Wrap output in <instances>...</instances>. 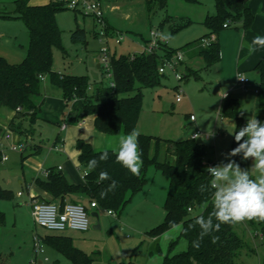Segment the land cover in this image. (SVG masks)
<instances>
[{"label": "rangeland", "instance_id": "rangeland-1", "mask_svg": "<svg viewBox=\"0 0 264 264\" xmlns=\"http://www.w3.org/2000/svg\"><path fill=\"white\" fill-rule=\"evenodd\" d=\"M15 1L0 0V56L10 64H19L24 59L29 40L22 21L1 17L13 15ZM98 1L104 10L103 31L106 37L100 36L102 27L99 23H93L83 13L67 9L66 0H29L30 6H43L50 2L64 3L65 9L56 14L62 50H53L52 71L70 76H86L92 85L89 94L95 84H101L103 87H110L111 84V77L101 64V68H97L96 61H100L102 46H106L110 56L116 58L121 55H137L142 53L143 40L149 39L150 31H156L169 33L171 39L167 46L178 50L205 35L207 30L202 21L207 14H215L213 0H199L198 4L167 0L164 10L154 8L149 13L145 0ZM163 21L166 23L160 27ZM187 21L192 24L182 30L172 33L168 28L173 23L177 29ZM77 28L86 29L85 43L71 42V33ZM88 30H92L97 36ZM235 30L233 27L222 30L219 37L225 36V32ZM186 63L192 69L199 70V78L191 77L185 83L177 82L174 76L168 73L160 86L142 89V108L135 130L153 138L149 148L151 156L155 152L156 139L162 142L189 140L191 134L200 129L203 134L201 140L206 146V159H210L214 166L227 163L229 159L234 160L228 157L227 153L230 152L235 123L232 119L221 117L220 98L217 97L213 86L207 83L208 74L200 71L203 67L202 60L198 57L187 58ZM247 77L250 79L247 91H242L237 86L239 90L230 94L238 99L239 116L246 120L249 117H259L263 110L259 95L254 94V89H258L257 74L251 70ZM174 86H179V90L175 91ZM227 89L229 88H222L221 93L228 92ZM177 96L181 98L179 103L176 102ZM41 99L44 100V105L38 117L31 123L26 121L22 124L23 129L27 130L25 137L20 139L21 144L25 146L22 153L10 150L11 146L18 144L16 134L5 131L2 135L9 133L10 138L0 137V157L6 158L5 161L0 159V188L13 193L12 200L0 201V211L5 216L4 224L0 226V264H30L35 257L42 260V264L53 263L55 253L43 243L42 238L63 233H50L34 224L28 203L29 193L34 191L33 182L36 179L44 180L45 172L49 169L57 171L60 167L68 181L81 183L83 170L76 166L73 156L76 152V141L82 139L89 142L96 151L114 150L118 148L120 136L126 135L100 133L94 128L91 118L85 119L83 129L79 128L77 123L63 121L62 89L52 84L49 75L41 78L40 96L37 101ZM81 108L82 101L73 99L68 103L66 110L78 111ZM10 112L7 108L0 109V127L7 125ZM189 115L196 118V123L189 122ZM63 123L66 124L64 130L61 129ZM206 135H209V138H206ZM35 146H38V150ZM158 157L160 161L165 159L164 143L159 145ZM167 160L172 161V158L167 157ZM252 165L253 160L249 158L243 166L255 179L258 173L253 170ZM145 178L148 184L144 191L134 197L121 214L113 212L115 215H109L106 210L97 208L96 219L90 216L92 210L88 208V203L82 202L89 216V230L84 233H64L73 238L76 248L94 259L93 264H145L149 259L148 252L152 242L147 234L163 221L162 205L168 180L153 169L146 172ZM28 186L29 193L26 191ZM17 193H21L22 197L18 198ZM48 201L58 203L50 199ZM199 212L200 210H195L192 215ZM97 223L100 229L94 230L93 226ZM174 230L175 232L171 231L158 240L163 251L168 252L170 242L178 238L176 229ZM255 231L245 222L235 224L234 233L246 244L236 255V264H261L259 259L264 256V243L260 237L254 235ZM37 239L40 240L38 246L42 253L35 252ZM185 250L186 242L181 239L174 245L170 255ZM156 257L157 255H153V260ZM44 258H47V261ZM62 263H66L65 260H62Z\"/></svg>", "mask_w": 264, "mask_h": 264}, {"label": "trees", "instance_id": "trees-1", "mask_svg": "<svg viewBox=\"0 0 264 264\" xmlns=\"http://www.w3.org/2000/svg\"><path fill=\"white\" fill-rule=\"evenodd\" d=\"M183 1L187 4L199 3V0ZM213 2L215 14L207 15L202 21V25L207 30L205 35L178 50L170 49L167 44H159L158 50L152 54H128L117 58L109 55L113 88L95 84L92 93L89 94L92 85L86 76H70L52 71L53 50H62L61 32L56 24V14L65 9L64 3L50 2L43 6H30L29 0H16L13 15L1 17L22 21L29 40L26 56L19 64H10L0 56V109L7 108L15 112L7 129L23 135L24 131L21 129L23 122L31 123L38 117L43 105V99L37 101L40 96L41 77L49 75L52 84L62 89L63 100L66 103L73 99L82 101V108L78 113L67 114L68 121L76 122L92 116L96 131L108 135L122 133L127 135L135 129L137 124L142 108V89L156 88L165 78L158 73V67L163 58L182 51L188 59L200 58L203 63L200 71L207 70L220 60L217 38L222 30L233 27L245 31L251 27L254 16L248 5L249 0H213ZM145 6L148 13L154 8L164 10L167 0H145ZM88 17L96 23L92 16ZM165 23L163 21L160 27H163ZM190 24L192 22L187 21L175 29L172 23L168 28L173 33ZM88 31L97 36L92 30ZM86 32L84 28H77L71 33V42L85 43ZM211 37H214L215 41L207 47H202V40ZM147 40H143V43H147ZM183 66V77L180 82H185L191 77L199 78V70L189 67L185 60ZM253 71L258 77L259 103L263 108L257 119L264 122V56ZM178 88L179 86L174 89ZM221 117L234 121V132L245 126L247 122L239 116L238 100L231 97L223 100ZM3 133V129L0 128V137ZM152 140L150 136L139 135V148L143 160L139 175H133L117 163L114 151L107 150L108 159L100 161V154L105 150L95 151L89 143L78 139L75 149L78 151L77 161L83 172L86 173L91 159L98 161V166L83 176V183L72 184L60 171L49 169L45 179H36L33 182L34 186L60 205L67 202H79L72 199L66 201L67 197H75L95 201L99 209L121 214L133 197L144 189L147 184L146 172L153 169L167 178L168 185L163 203V221L150 229L147 235L157 238L173 228L171 226L173 222L181 226L178 238L170 242L168 252L161 264H236L235 257L246 244L234 233L235 225L221 224L219 230L203 238L199 248L193 246V241L197 240L201 231L199 225L195 224V219L201 215L207 218L213 211L212 190L210 188H206L205 191L200 190L201 185H210L212 179L207 171L211 161L206 159L205 144H197L196 140L191 139L179 142H162L156 139L155 152L151 156L149 148ZM161 143L165 144L163 161H160L158 157V148ZM235 147L237 142L233 134L230 151ZM167 157L172 158V161H168ZM232 158L243 165L246 163L241 155ZM101 172H107L110 179L98 182ZM112 180L117 182L116 188L107 191V195L102 198L101 193L109 188ZM12 199L11 191L0 188V201ZM195 210L200 212L192 215ZM4 222L5 216L0 211V226ZM213 223H216L215 219ZM245 223L256 230L254 235L260 237L261 242L264 243V222L253 220L245 221ZM213 238H216L215 241ZM181 239L186 242V250L170 255L174 245ZM42 241L64 255L70 264H93V258L75 248L71 239L66 236L48 235L42 238ZM261 264H264V256L261 258Z\"/></svg>", "mask_w": 264, "mask_h": 264}, {"label": "clouds", "instance_id": "clouds-1", "mask_svg": "<svg viewBox=\"0 0 264 264\" xmlns=\"http://www.w3.org/2000/svg\"><path fill=\"white\" fill-rule=\"evenodd\" d=\"M156 35L167 43L171 35L167 32H157ZM264 46V36H257L249 45V51H255V46ZM237 142V147L227 153L228 157L241 155L242 159L253 160L252 168L258 173L255 179L250 176L249 171L242 169L240 165L232 159L227 163H220L216 166L207 167L211 176L210 185H201L200 190L206 188L212 190L213 211L207 218L203 215L195 219V224L199 225L201 231L197 240L193 241V246L199 248L203 238L213 231L220 229L221 224H238L245 221L264 222V122L255 117H249L245 126L232 133ZM139 132L133 129L127 135L119 138L116 153V161L133 175H139L143 165L142 153L139 148ZM193 139L203 138L200 133L192 136ZM108 151L100 154L99 160L106 161ZM98 166L96 159L88 162L86 173L91 172ZM83 178V177H82ZM110 179L107 172H101L98 182ZM117 182L111 181L109 188L101 193V197L107 195V191L116 188ZM215 219L216 223H213ZM173 228L180 227L174 222ZM214 241L216 238H213Z\"/></svg>", "mask_w": 264, "mask_h": 264}, {"label": "crops", "instance_id": "crops-1", "mask_svg": "<svg viewBox=\"0 0 264 264\" xmlns=\"http://www.w3.org/2000/svg\"><path fill=\"white\" fill-rule=\"evenodd\" d=\"M248 5H249V8H250V11L252 12V14L254 16V20H253V23H252L251 27L248 30H245V31L240 30V29H236L235 31L225 32L226 33L225 36H221V37L218 36L217 41H218L219 47H220V60L216 64H214L211 68H209L207 70H203V71H205L208 74L207 83L211 84L213 86V88L216 90L217 97L220 98V103L221 104L223 103L222 99H223V95L224 94H228V97H231V95H230L231 93H233L235 90H239L237 88L238 85H237V82H236L237 76L239 74H243L248 79L247 74L249 72H251V70H254V68L257 65V63L264 56V46L256 45L255 46V51H252V52L249 51V45L252 44L253 39L255 37H257V36H264V0H249ZM207 15H210V13L207 14ZM184 60L186 62V56H185ZM183 67H182V70H183ZM165 78H166V76H165ZM187 81H185V82H187ZM248 81L250 83V79H248ZM225 86H227V87H225ZM175 87H177V86H174L173 89ZM222 88H229V89H227L228 92L221 93V89ZM175 91H177V90H175ZM254 94L255 95H259V94H256L255 92H254ZM231 98L237 99L236 97H231ZM177 103H179V102H177ZM43 105H44V100H43ZM42 106H41V108H42ZM67 106H68V103H66L64 101L63 109H61V114H62L61 116L63 117V121H68L66 119V116H67L68 113L75 114V113H78L80 111V110H78V111L66 110ZM41 108H40V112H41ZM64 109H65V111H64ZM14 115H15V112L11 111L10 112V117H9L7 123H6L7 125H5L4 127H0V128L3 129L4 133H5V131H9L7 129V127H8L9 122L11 121V119L14 117ZM189 116H191V115H189ZM87 118H91L92 120L94 119L92 116H89V117H86V118H84L82 120H79V121H76V122L75 121L74 122L68 121V122L77 123V126L79 128H81V129H83L84 128L83 124L85 122V119H87ZM189 122L196 123V118L194 117V121H190V119H189ZM62 125H64V128H62ZM62 125H61V129L64 130L66 128V124L63 123ZM21 129H22V131H24L23 135H20L19 133H16V132L9 131L10 133H14V134L17 135V142L18 143H21L20 139L22 137H25V134L27 132V130L23 129V127ZM196 131H200V129H197ZM195 132H193V133H195ZM192 134H191V136H192ZM2 136H1V139L3 138ZM191 136H190V138H191ZM206 136H207L206 138H209V135H206ZM58 139H59V136H57L56 140H58ZM87 143H89V142H87ZM36 147H38V146H35V149H36ZM111 151H113V150H111ZM73 156H75L76 166L79 167V164H78V161H77V157H78V151L77 150H76L75 154H73ZM207 161H211V160L207 159ZM57 170L62 173L60 167H58ZM81 179H82V177H81ZM69 182L71 183V181H69ZM73 182L74 181H72V184H75ZM82 183H83V179H82L81 183H77V184H82ZM147 184H148V182H147ZM147 184H146V186H147ZM29 187L30 186H28L27 189H26L27 192H28ZM145 187H144V189H145ZM33 189H34L33 192H30V193L28 192L29 193V199L31 197L38 198L40 200L44 199L46 201H48L50 199V197L47 194L41 192L35 186H33ZM144 189L141 192H139L138 194H136L134 197H136L137 195L141 194L144 191ZM17 197L18 198L22 197V195L21 196L17 195ZM165 197H166V195H165ZM70 199H72L74 201L77 200L80 203L87 202L88 203V208L90 210H92V212H95V209L98 208L97 207L95 209H91L89 207V201H87L86 199H79V198H75V197H71V198L67 197L66 198L67 201H69ZM164 201H165V199H164ZM164 201H163V203H164ZM28 203H29V201H28ZM162 209H163V205H162ZM178 226H180V225H178ZM174 229H176V232H177V234L179 236L180 230H181V226L177 227V228H172V229L168 230L167 232L163 233L162 235H160L157 238H151V237L148 236V238L152 242V246L150 248V251L148 252L149 259H147L145 264H161L162 263V259L167 254L166 253L167 251H163L159 247L158 240L161 237L166 236L167 234H169L171 231L175 232ZM69 232H71V231H69ZM56 235H62V236H66V237L70 238L71 241H72V244H73V238L71 236H68L65 233L56 234ZM46 246L49 247L55 253L54 256H53L54 259H53V263L52 264H70L69 260L64 255H62L60 252H58L57 250H55L51 246H49V245H46ZM153 255H157L156 259H154V260H153ZM261 258L259 259L260 263H261ZM44 259H47V258H44ZM35 260H36L35 264H42L43 263V261L40 260V259L36 258ZM62 260H65L66 263H62Z\"/></svg>", "mask_w": 264, "mask_h": 264}, {"label": "built area", "instance_id": "built-area-1", "mask_svg": "<svg viewBox=\"0 0 264 264\" xmlns=\"http://www.w3.org/2000/svg\"><path fill=\"white\" fill-rule=\"evenodd\" d=\"M65 6L67 9L77 11L79 13H83L84 16H92L95 19L96 23H99L102 27L99 34L102 37H106L104 31H103V25H104V10L102 8L101 3L98 0H66ZM225 27V26H224ZM156 31H150L149 33V39L147 40V43H142V53L146 54H152L156 50H158L159 44H167L165 42H162L158 36L156 35ZM121 38L119 39V41ZM215 38L211 37L210 39L202 40L201 46L207 47L210 43L214 42ZM109 50L106 46H102L100 49V61L99 67L101 64V67L105 69L107 74L111 77L110 67H109ZM185 58V54L182 51L175 52L172 56L168 58H163L161 65L158 67V73L160 75L166 76L168 73H171V75L174 76V78L177 80V82H180L183 74H182V67H183V61ZM42 78V77H41ZM237 85L240 87L242 91H247L249 81L248 79L243 75L239 74L237 76ZM110 88H113V84L111 82ZM179 88L177 89V91ZM254 92L256 94L259 93L258 89H255ZM228 94L223 95V99L227 98ZM181 98L179 96L176 97V102H180ZM190 121H194V116H189ZM62 128H64V125H62ZM10 133V132H9ZM9 133L4 134L2 137L8 139L10 138ZM196 133H200L201 137L203 134L200 131H196L192 134L195 135ZM191 136V140H197L193 139ZM207 137V136H206ZM13 152H19L22 153L25 150V146L21 143H18L16 145L11 146L10 148ZM2 161H5V157H1ZM209 166H214V163H209ZM45 176H47V172H45ZM85 176V172H83L82 177ZM83 179V178H82ZM18 196H21V193L17 194ZM29 206L31 208V216L33 218V222L36 226L39 228L44 229L47 232H54V233H64L66 231H72V232H78V233H84L89 230V216L87 213L86 208L82 203L79 202H67L63 205H60L58 203H51L46 202L43 200H40L38 198L31 197L29 199ZM89 207L91 209L97 208V204L95 201H89ZM109 215H115L111 211H107ZM37 244L35 245L37 248L35 249L36 253H42V249L40 246H38L40 240L37 239ZM36 259V257H35ZM32 260L30 264H35L36 260ZM47 261V259H44Z\"/></svg>", "mask_w": 264, "mask_h": 264}, {"label": "water", "instance_id": "water-1", "mask_svg": "<svg viewBox=\"0 0 264 264\" xmlns=\"http://www.w3.org/2000/svg\"><path fill=\"white\" fill-rule=\"evenodd\" d=\"M96 63H97V68H99L98 60L96 61ZM196 143H197V144H202L203 142H202L201 139H197V140H196ZM240 167H241L242 169H245V167H244L241 163H240ZM245 170H246V169H245ZM90 216L93 217V218L98 219V215H97L96 212H91V213H90ZM93 229H94V230H99V229H100V228H99V224L97 223L96 225H94V226H93Z\"/></svg>", "mask_w": 264, "mask_h": 264}]
</instances>
